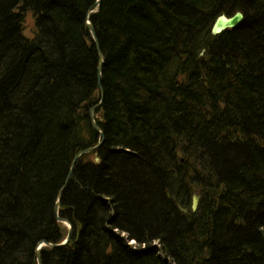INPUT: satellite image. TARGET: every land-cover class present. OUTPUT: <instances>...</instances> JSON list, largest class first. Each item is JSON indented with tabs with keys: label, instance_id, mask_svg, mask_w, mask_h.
<instances>
[{
	"label": "trees",
	"instance_id": "obj_1",
	"mask_svg": "<svg viewBox=\"0 0 264 264\" xmlns=\"http://www.w3.org/2000/svg\"><path fill=\"white\" fill-rule=\"evenodd\" d=\"M96 1L0 0V264L67 238L101 140L88 16L105 139L42 264H264V0Z\"/></svg>",
	"mask_w": 264,
	"mask_h": 264
},
{
	"label": "water",
	"instance_id": "obj_2",
	"mask_svg": "<svg viewBox=\"0 0 264 264\" xmlns=\"http://www.w3.org/2000/svg\"><path fill=\"white\" fill-rule=\"evenodd\" d=\"M100 4H101V0H97L96 3L94 4L92 10H90L88 14L93 12V10L95 8L99 7ZM243 20H244V14L240 11L236 12L233 16H227L224 14L220 15L219 17H217L216 21L214 22V25L212 27V33H213V35H219L228 29L236 28L237 26H239L243 22ZM87 24H88V27H89L92 35H93V38H94V41L96 44V48H97V51L99 54L97 73H98V84H99V88H100V102H99V104H97L96 106H94L90 109V119H91V123H92L93 127L95 128V130L99 134L101 140L98 142L97 145L90 147V148H87V149H84V150H81L76 154L75 159H74L72 166H71L70 173H69L68 178L65 182V185L62 187V189L58 193V199L56 201V208H55V214H56L57 220L68 226L67 238H66L65 242H63L62 244H54V243H49V242H45V241L40 243L36 248V257H37L38 264H42V256H41L42 246H48V247L55 248V247H59V246L66 244L70 240L73 227L69 221H67L66 219L61 218L59 216V207H60V201L62 199L63 192H64L65 188L67 187L69 181H70L71 174L74 170V167H75L77 161L80 159V157L99 149L102 146L104 139H105L104 132L100 128L98 121H97V118H96V111L102 107L103 100H104V90H103V87L101 84L102 83L104 57H103V54H102L101 49H100V44H99L98 38L96 36L94 26L92 25V23L89 19V16H88ZM198 204H199L198 196H195L193 198V205H192L193 211L197 210Z\"/></svg>",
	"mask_w": 264,
	"mask_h": 264
},
{
	"label": "rangeland",
	"instance_id": "obj_3",
	"mask_svg": "<svg viewBox=\"0 0 264 264\" xmlns=\"http://www.w3.org/2000/svg\"><path fill=\"white\" fill-rule=\"evenodd\" d=\"M23 34L26 38L32 39L36 36L37 31H36V27H35V19L33 16V13H29L27 15L26 18V23L24 25V29H23ZM195 196H198V202L200 201V194L199 192L196 190L193 195H192V205H193V198ZM134 243V242H132ZM135 244V243H134Z\"/></svg>",
	"mask_w": 264,
	"mask_h": 264
},
{
	"label": "bare ground",
	"instance_id": "obj_4",
	"mask_svg": "<svg viewBox=\"0 0 264 264\" xmlns=\"http://www.w3.org/2000/svg\"><path fill=\"white\" fill-rule=\"evenodd\" d=\"M219 17V16H218ZM65 242V241H64ZM62 244V243H61ZM43 247V246H42ZM48 247V246H47ZM41 250H42V248H41Z\"/></svg>",
	"mask_w": 264,
	"mask_h": 264
}]
</instances>
